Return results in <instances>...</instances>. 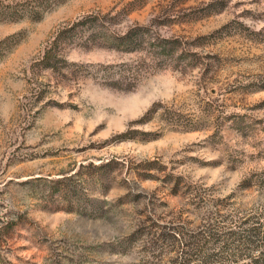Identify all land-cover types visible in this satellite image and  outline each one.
<instances>
[{"label": "rangeland", "instance_id": "rangeland-1", "mask_svg": "<svg viewBox=\"0 0 264 264\" xmlns=\"http://www.w3.org/2000/svg\"><path fill=\"white\" fill-rule=\"evenodd\" d=\"M258 211L264 0H0V264H176L158 232Z\"/></svg>", "mask_w": 264, "mask_h": 264}, {"label": "trees", "instance_id": "trees-1", "mask_svg": "<svg viewBox=\"0 0 264 264\" xmlns=\"http://www.w3.org/2000/svg\"><path fill=\"white\" fill-rule=\"evenodd\" d=\"M77 20L82 18L72 20L71 23L66 21L45 40L38 57L43 65L52 63L51 58H55L59 53L54 43L58 42L60 33L71 28ZM158 237L171 247H178V255L173 258L176 264H264L262 211L244 217L215 212L207 215L191 233L183 232L181 225H172L158 232ZM258 237L261 240H257ZM253 251L256 252L252 254ZM194 255L197 256L196 259Z\"/></svg>", "mask_w": 264, "mask_h": 264}]
</instances>
